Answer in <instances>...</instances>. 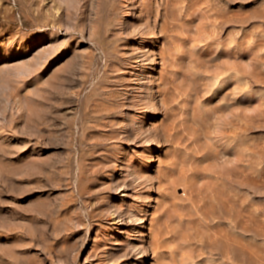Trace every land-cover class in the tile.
I'll use <instances>...</instances> for the list:
<instances>
[{
    "label": "rangeland",
    "instance_id": "374dc122",
    "mask_svg": "<svg viewBox=\"0 0 264 264\" xmlns=\"http://www.w3.org/2000/svg\"><path fill=\"white\" fill-rule=\"evenodd\" d=\"M0 264H264V0H0Z\"/></svg>",
    "mask_w": 264,
    "mask_h": 264
}]
</instances>
